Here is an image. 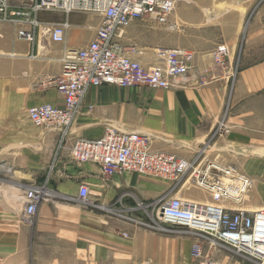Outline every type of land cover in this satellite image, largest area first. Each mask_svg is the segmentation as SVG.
<instances>
[{
	"label": "crops",
	"instance_id": "obj_1",
	"mask_svg": "<svg viewBox=\"0 0 264 264\" xmlns=\"http://www.w3.org/2000/svg\"><path fill=\"white\" fill-rule=\"evenodd\" d=\"M258 1L177 0L167 24L132 21L122 35L125 49H143L136 58L152 66L162 61L159 49L184 48L193 57L190 72L168 89L90 88L63 141L57 130L32 126L29 109L63 105L49 79L61 73L66 49L95 38L101 15L41 12L42 22H70L64 43L52 41L43 27L30 43L17 35L29 22L0 21V264H255L207 239L200 240L204 258H194L199 239L192 231L168 223V231H155L126 218L142 213L140 202H212L190 178L106 176L94 162L74 161L70 151L76 139L101 137L108 127L140 132L150 136L153 151L234 167L264 191V0ZM32 2L9 0L11 10L30 19ZM80 19L88 29L78 32ZM219 45L229 49L223 66L212 55ZM220 124L228 132L219 131ZM43 183L54 195L29 221L24 192ZM82 185L89 189L86 199L79 196Z\"/></svg>",
	"mask_w": 264,
	"mask_h": 264
},
{
	"label": "built area",
	"instance_id": "obj_2",
	"mask_svg": "<svg viewBox=\"0 0 264 264\" xmlns=\"http://www.w3.org/2000/svg\"><path fill=\"white\" fill-rule=\"evenodd\" d=\"M177 0H33L31 19L26 11L11 10L9 0H0V21L17 25L27 21L29 28L19 27L17 35L35 43L38 30L43 27L54 42L64 43L71 24L42 22L41 12H89L99 14L102 22L96 36L83 48L66 49L62 70L50 77L63 96V105L45 103L29 109L31 123L45 130H57L63 141L85 101L90 88L115 85L123 88L148 87L168 89L173 82L186 76L192 68V54L184 48H162V61L147 66L138 55L143 49L132 46L125 49L119 42L124 30L136 19L152 18L167 24ZM229 49L220 45L215 58L226 63ZM219 131L228 128L219 125ZM71 158L78 162H94L106 176L134 172L163 179H179L186 175L200 188L211 194L210 203H187L178 197L153 203H139L140 215L126 216L138 225L155 231H168L166 223L190 230L198 237L192 245V256L204 258L200 243L207 239L211 245H225L264 264V208L249 210L243 207L246 194L252 188V179L231 166L217 163L201 165L199 157L187 160L172 154L153 151L150 136L140 132H125L108 127L98 138H78L71 147ZM89 189L80 187L79 196L86 199ZM54 191L47 183L30 186L23 195L26 219L32 221L40 203L51 198ZM204 264H212L205 260Z\"/></svg>",
	"mask_w": 264,
	"mask_h": 264
},
{
	"label": "rangeland",
	"instance_id": "obj_3",
	"mask_svg": "<svg viewBox=\"0 0 264 264\" xmlns=\"http://www.w3.org/2000/svg\"><path fill=\"white\" fill-rule=\"evenodd\" d=\"M260 1V3H261V0H259ZM258 1V2H259ZM49 13V12H48ZM58 14L57 15H61V16H63V17H65V15H67V14H65V13H63V12H57ZM59 13H61V14H59ZM74 13H78V12H74ZM52 20H54V21H56V20H59L58 19V16H53L52 18H51ZM149 26H150V24H149ZM76 28V30L78 31V32H80V31H85V30H87L88 29V26H87V21H85V20H83V19H80V20H78V25L75 27ZM119 42L122 44V37H120L119 39ZM220 46V45H219ZM218 46V47H219ZM217 47V48H218ZM217 48L213 51V53H212V55H213V59H214V63L216 64V65H218V66H223L225 63H219V62H217V60H216V58H215V52H216V50H217ZM227 59L228 58H226V61H227ZM32 126H34L33 124H32ZM189 178V176L188 175H186V176H184V177H182L181 179H183L184 181L186 180V179H188ZM191 179V178H190ZM192 180V179H191ZM253 181V180H252ZM192 183H194V182H192ZM195 184V183H194ZM196 185V184H195ZM197 186V185H196ZM200 188V187H199ZM245 203V204H244ZM244 203H243V205H245V206H247V207H249V208H257V207H264V191H263V189H262V183L260 184V183H258V184H256V183H253L252 184V188L250 189V191L246 194V196H245V199H244ZM137 216V215H136Z\"/></svg>",
	"mask_w": 264,
	"mask_h": 264
}]
</instances>
